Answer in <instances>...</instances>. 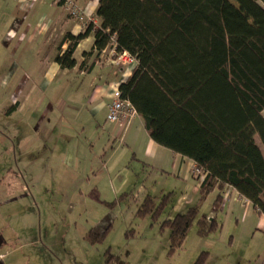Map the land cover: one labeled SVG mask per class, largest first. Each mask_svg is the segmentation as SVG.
Segmentation results:
<instances>
[{"label":"rangeland","instance_id":"obj_1","mask_svg":"<svg viewBox=\"0 0 264 264\" xmlns=\"http://www.w3.org/2000/svg\"><path fill=\"white\" fill-rule=\"evenodd\" d=\"M26 5L0 0V113L10 112L0 118V263L107 264L109 248L122 264H264V230L256 227L261 218L250 204L229 193L225 204L215 206L216 192H199L194 165L180 176L167 149L162 168L150 164L151 139L139 116L117 131L105 121V108L93 111L133 67H125L124 76L114 66L86 74L76 68L38 85L53 58L29 53L21 61L20 50H6L3 42L9 26L38 18ZM15 61L21 63L11 72ZM255 142L264 156L258 135ZM147 195L156 203L167 195L156 218L139 212ZM192 206L197 217L215 219L214 227L202 235L194 222L182 246L171 251L163 222ZM91 231L105 232L104 240L91 243Z\"/></svg>","mask_w":264,"mask_h":264},{"label":"trees","instance_id":"obj_2","mask_svg":"<svg viewBox=\"0 0 264 264\" xmlns=\"http://www.w3.org/2000/svg\"><path fill=\"white\" fill-rule=\"evenodd\" d=\"M54 1L65 10L64 0ZM73 1L96 22L62 36L58 48L66 46L55 57L59 66H76L75 49L91 33L92 47L79 63L87 72L110 45L127 50L133 69L115 86L147 135L201 169L196 176L203 197L216 189L219 204V191L229 185L264 213V156L255 142L258 135L264 147V0H234L239 7L230 0H98L94 14ZM166 196L156 203L147 195L139 212L156 218ZM197 214L192 206L164 220L171 251L182 246L194 222L202 235L214 227L215 219ZM104 235L91 231L86 237L94 244ZM109 251L106 263L122 264Z\"/></svg>","mask_w":264,"mask_h":264},{"label":"crops","instance_id":"obj_3","mask_svg":"<svg viewBox=\"0 0 264 264\" xmlns=\"http://www.w3.org/2000/svg\"><path fill=\"white\" fill-rule=\"evenodd\" d=\"M16 3L20 2H27V8L29 11L34 12V16L38 14V18H33V19H28L27 17L24 20H19L18 25L16 27L14 26H9V29L7 30V36L6 39H4L3 42H5V47L6 50L11 49L12 47H15L16 50H20V58L21 61L24 60L27 56H29V53H33V55H30L34 58L41 59V58H46V56H51L53 58V62L50 64L49 71L46 72V75L43 76L41 79V82L38 84L39 86L41 85H50L48 84L50 80L54 79L56 75H58L60 72H68L71 69H78L81 73L86 74L91 72L93 69L97 68L100 65H108V67H113L114 65L111 64L106 58L105 55L107 54L108 51H106L109 47H107L103 53L100 55L99 59L95 62V65L92 67V69L87 72L84 70L79 69V63L83 59L82 57V52L84 51H89L92 47L93 43V35L92 33L83 39L79 44L77 45L75 52L73 54L74 58L77 61V64L75 67L71 69H65L61 68L59 64L55 61L56 55L59 53V51H62L65 49L66 44H63L61 49L58 48V44L62 36H64L66 33L70 32L73 34H78L81 32L84 27L82 24L78 21H76L74 18L70 17L67 15L65 10L61 5H59L56 1L54 0H14ZM76 3L88 14H94L96 7L98 5V0H75ZM44 11L43 14L40 16V10ZM22 35V36H21ZM106 51V52H105ZM49 53V55L47 54ZM77 53V55H76ZM21 61H15V63L12 64L11 66V72L15 71L17 68V64L21 63ZM87 61L90 62L88 59ZM131 64V63H130ZM125 66V70H130L132 68L131 65ZM115 67V66H114ZM125 67L122 69L119 68V71L123 75L125 70H123ZM124 76V75H123ZM8 79V78H7ZM99 79H104V83H109L108 81V76L101 75L99 76ZM103 83V88L106 90L108 89L107 86H105ZM42 87V86H41ZM100 89H98L97 94H95V99L98 101L99 98H96L99 96ZM102 97H104L102 95ZM110 97L106 99V101H98L97 104L94 106L93 111H99L102 108H105V121L108 122L106 115L108 111V107L110 104ZM17 107L13 106L15 109ZM7 113H10L9 111L6 112H1L0 113V118L5 116ZM138 116V115H136ZM134 116L129 123L126 124L125 129L129 128L130 125L132 124L133 120L136 118ZM111 123V122H109ZM114 124V123H111ZM116 125V124H115ZM117 131L119 130L117 125H116ZM144 128V126H143ZM145 130V129H144ZM29 135L27 134L26 137ZM151 139V138H150ZM149 147V152L147 155L150 157V161L154 166L158 168H162L165 162V159L168 157V153L166 151V148L159 146L156 144L152 139L150 142L147 143ZM168 150V149H167ZM13 155V153H12ZM173 157V163L176 161L179 165V175L184 176V169H187L190 171V168L194 165L193 161L184 157H181L180 155H172ZM7 158V157H6ZM185 164L187 166L185 167ZM185 167V168H184ZM3 169H6L4 167ZM183 174V175H182ZM200 186V184H199ZM200 192V188H199ZM212 192H216L213 200V204L215 206H221L222 204H225L226 200L220 201L219 204H215V199L217 196V190H213ZM232 195H236V191L232 190L231 191ZM235 199V197H234ZM236 200V199H235ZM252 208L254 209L253 212L258 213L261 219H258V224L256 227L258 229H263L264 230V213L263 212H257L252 204H250ZM248 210L246 211L247 214Z\"/></svg>","mask_w":264,"mask_h":264},{"label":"built area","instance_id":"obj_4","mask_svg":"<svg viewBox=\"0 0 264 264\" xmlns=\"http://www.w3.org/2000/svg\"><path fill=\"white\" fill-rule=\"evenodd\" d=\"M63 1V0H58ZM65 5H67V10L70 14L76 17L78 21L80 22H88L93 21L96 22L95 19H92L91 17H86L83 12L80 11L79 7L74 3L72 0H64ZM109 51L107 52L105 58L114 66H117L118 68L122 69L126 65H128L130 62L134 61V57L127 51V50H117L114 44L109 46ZM106 52V51H105ZM111 101L108 107V112L106 115V118L109 122L114 123L117 125L118 129H124L126 124L129 123V121L137 115L135 108L131 104V102L128 99H125L122 97V93L120 89H118L116 86L113 87L112 93H111ZM193 172L197 174L201 173V169L193 166ZM234 190L231 186L226 185L222 192V198L224 200H228L230 198L231 191ZM230 193V194H229ZM236 195L238 198L242 200V205L251 204V201L243 196H241L239 193L236 192Z\"/></svg>","mask_w":264,"mask_h":264}]
</instances>
